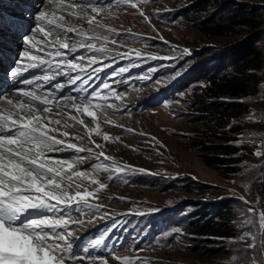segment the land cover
I'll list each match as a JSON object with an SVG mask.
<instances>
[{
	"label": "rangeland",
	"instance_id": "rangeland-1",
	"mask_svg": "<svg viewBox=\"0 0 264 264\" xmlns=\"http://www.w3.org/2000/svg\"><path fill=\"white\" fill-rule=\"evenodd\" d=\"M187 1L191 0H92L70 8L71 0H0V56L6 55L0 57V93L9 81L21 80L10 79L8 68L21 61L22 52L38 54L24 43L28 36L36 41L43 37L34 25L51 30L53 34L46 39H55L54 26L35 19L40 11L53 20L63 15L65 25L81 28L86 37H98H85L84 43L124 55L121 59L87 52L79 47L80 37L70 33L77 51H63L69 60L83 56L78 62L85 71L77 69L68 75L79 73L88 84L71 83L63 74L45 84L42 77L56 69L44 67L35 74L40 79L34 80V86L23 89L51 91L57 97L53 104L69 105L66 119L71 115L84 121L69 120L74 126L67 131L83 138L68 139L95 155L75 165L77 171H87L88 178L73 179L81 194L99 189L98 184H91L92 178L105 184L88 196V203L98 210L65 216L67 233L58 243L69 244L77 255L65 254L64 264H264V28L259 40L246 43L248 35L239 30L212 36L199 29L200 22L252 7H259L256 11L260 13L264 0H210L203 6L204 0H197L193 9ZM93 6L97 11H92ZM89 19L102 27L93 31ZM240 47L262 57L256 79L241 86L243 92L210 97L212 92L205 90L210 81L205 79L206 72L235 76L229 63L240 54ZM93 55L96 62L90 64ZM43 58L53 65L59 60ZM120 67L128 71L119 73ZM97 68L98 73L93 71ZM113 69L117 74L107 82L116 95H109L97 77L104 78ZM58 82L62 90L53 88ZM37 85L43 87L37 89ZM96 85L102 95L89 96L91 104H81V111L87 106L92 115L81 114L71 108L73 101L63 99L67 94L87 96ZM14 88L20 89L19 84ZM78 88L86 91L79 93ZM164 89L160 100L156 95ZM8 99L0 95V109L8 105ZM74 102L80 103L78 99ZM74 155L87 157L88 153H46V157ZM109 156L113 159L105 160ZM95 164L102 167L93 170L90 166ZM106 164L124 167L104 171ZM75 191L70 189L71 194ZM217 213L224 216L222 222L215 219ZM128 217H152L149 231L153 235L125 234L123 227L111 224ZM171 219L174 224L166 230L156 228L157 222ZM103 227L112 229L114 235L109 237ZM81 249L93 254L85 255Z\"/></svg>",
	"mask_w": 264,
	"mask_h": 264
},
{
	"label": "snow or ice",
	"instance_id": "snow-or-ice-1",
	"mask_svg": "<svg viewBox=\"0 0 264 264\" xmlns=\"http://www.w3.org/2000/svg\"><path fill=\"white\" fill-rule=\"evenodd\" d=\"M90 3L92 0H71L68 7ZM92 11H97V8L93 6ZM69 15H75V13L70 12ZM35 19L53 25L56 29L55 39L47 40L46 38L53 34L52 31L41 25H34L36 31L43 33V37L40 41H36L33 37L28 36L24 38V43L30 44L31 49H37L38 54H32L31 50L23 51L21 60L26 58V64L23 67H15L10 72L11 77H18L31 69L47 67L51 70L54 67L56 71L42 77L45 84H50L57 75L61 74L67 76L71 83L81 80L79 73L75 77L68 75L77 69L81 73L85 71L84 66L78 62V59L83 60V56L80 58L73 56L69 60L63 51L67 50L70 54L77 51V44L69 36L70 33H75L80 37L79 47L84 48L87 52L99 53L104 56L119 55L121 59L124 58V55L111 53L105 47L97 48L92 43H84L86 34L82 32L81 28L65 25L63 15L58 20H53L47 18L44 11H40ZM88 25L93 28V31L102 27V25L94 26L93 19H89ZM86 38L88 40L98 39L96 36ZM103 43H107V36ZM44 55L54 56L59 60L53 65L49 60L43 58ZM136 56L139 57L140 53L137 52ZM95 62L96 57L93 55L89 58V63ZM93 71L98 73L100 69H93ZM127 71V67H120L118 70L119 73ZM116 74L117 70L113 69L111 73H106L104 78L97 77L103 88L108 90L109 95H116V93L113 92L107 79ZM91 77L92 73L89 72L88 78ZM35 79H40V77L17 81L13 87L19 84L21 99L16 102L8 99L7 104L12 105L14 110H9L8 115L0 114V264H64L65 254L77 255L71 250L69 244L65 243L61 246L58 243L65 240L67 233L69 220H66L65 216L70 218L74 213L83 214L86 210L89 212L93 209L98 210L97 205L88 203V196L94 195L99 189L105 187L104 183L92 178L91 184H98L99 189L86 192V194H81L79 191L80 185L75 182L73 177L88 178L89 174L87 171H77L75 165L84 163L85 159L94 156L95 153L70 142L68 139L70 136L81 139L83 137L79 133L70 134L67 129L74 126L69 123V120L76 124H83L84 121L71 115L66 119L64 112L69 105L53 104L57 97L51 91L23 90L24 86L33 85ZM81 83L87 85L88 79L81 80ZM42 87L43 85H37V89ZM96 87L99 85L94 86L87 96L73 97L67 94L63 99L73 101L71 108L81 114L92 115L87 106L83 107L81 111V104L85 101L91 104L89 96L102 95L101 92L96 91ZM53 88L62 90L63 85L58 82L53 85ZM76 91L83 93L86 89L78 88ZM77 99L80 103L74 102ZM97 134H99L98 130ZM58 136L63 138H57ZM104 139H109L107 134L104 135ZM97 147L101 146L97 145ZM69 150L76 154L87 152L88 156L46 157V153H61ZM100 155L102 156L103 153L101 152ZM112 159L110 156L105 157L107 161ZM90 167L95 170L102 166L95 164ZM110 167H115L117 171H120L124 166L106 164L103 166V170L109 171ZM68 170H72L71 174ZM72 188L76 189L75 194L70 193ZM73 204L75 207L72 206ZM261 219L264 220V216ZM50 237H54L55 240H50ZM99 243L100 240H97L96 244ZM81 251H84L85 255L93 254L84 249ZM101 254L106 253L101 252Z\"/></svg>",
	"mask_w": 264,
	"mask_h": 264
},
{
	"label": "trees",
	"instance_id": "trees-1",
	"mask_svg": "<svg viewBox=\"0 0 264 264\" xmlns=\"http://www.w3.org/2000/svg\"><path fill=\"white\" fill-rule=\"evenodd\" d=\"M195 1L197 0L187 1L186 4L188 7L191 6V9H193L195 4L197 3ZM209 1L210 0H204V3H202L201 6L206 5ZM257 9H260V8L256 6L254 8L252 7L248 11L246 10L241 13L226 15L216 21L210 20L206 22H200L199 29L203 33H207L212 36L223 35L226 32H231L232 30H239L238 32L239 34L245 33L248 35V39L247 41H245V43L251 40L257 41L259 40L262 29L264 28V6H263V9L261 7L260 13L256 11ZM240 45L242 46L244 45V43ZM245 48L246 47L238 48L240 54L236 55V59L230 61L229 63L231 72L235 74V76H231L232 78L226 77L221 74L217 75L216 73L207 75L209 71L206 72L205 79L206 80L209 79L210 81H209V85H207L205 90H206V93H208V91L212 92V94L209 93L210 97L212 95L217 96L221 92H224L226 94H234L236 92L238 93L243 92L241 86H245L248 80H254L256 76L255 72L262 68L263 59L257 54L258 52H254L253 50H246ZM201 67H204V66H201ZM201 67L199 68L196 67V68L197 70L200 71ZM210 67L212 70L214 69L213 66H210ZM203 69H205V67ZM190 73L191 72H188V74L186 75H189ZM178 80L181 81V79H178ZM172 87H175V86H172ZM166 90L167 89H164L161 92H159L156 95V97L161 100V98L166 94ZM216 218L217 220H220L222 222L224 216L220 213H217L215 215V219ZM151 221H152V217H144L143 219H139L136 217H128L125 219L119 218L117 220H114L111 224H113V226L119 225L118 227L119 229L120 227H123L124 231L122 232H125V234L132 233L134 231L135 233L140 232V234L142 236H145V238H149L154 233L151 230L149 231ZM174 221L175 220H172V219L171 221L169 220L159 221L157 222L156 228L166 230L168 227L174 224ZM212 224L215 225V227L218 225L216 224V221L213 222ZM200 226L201 228H203L204 225L202 224ZM104 228L105 227H103L102 229L106 231V234H109V237H110L113 234L112 229H106V228L104 229Z\"/></svg>",
	"mask_w": 264,
	"mask_h": 264
},
{
	"label": "bare ground",
	"instance_id": "bare-ground-1",
	"mask_svg": "<svg viewBox=\"0 0 264 264\" xmlns=\"http://www.w3.org/2000/svg\"><path fill=\"white\" fill-rule=\"evenodd\" d=\"M0 57H6V55H2ZM25 64H26V58H24L23 60H21L19 63L17 62L13 66L9 67L8 68V73L10 74V72L15 67H23V66H25ZM42 69L43 68L31 69V70H29L27 72L22 73L18 77H11V75H9V76H10V79H12V80H16V79H21L22 80V79H25V78H33L35 76V74L38 73L39 70H42ZM0 77H3V76H0ZM13 85L14 84L13 83H10V81H9V83L7 84V86H5L3 88V90L1 91V93H2V96H6L7 98H10L14 102H16L18 99H21V93H20V89H15L13 87ZM36 87L37 86H35V88ZM25 91H28V90H25ZM9 110H14V109H12V106L7 105V106L4 107V109H0V114L8 115L9 114Z\"/></svg>",
	"mask_w": 264,
	"mask_h": 264
}]
</instances>
